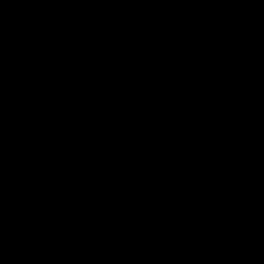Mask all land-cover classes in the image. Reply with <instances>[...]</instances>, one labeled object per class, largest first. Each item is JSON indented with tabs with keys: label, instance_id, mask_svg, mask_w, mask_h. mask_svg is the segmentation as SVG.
I'll list each match as a JSON object with an SVG mask.
<instances>
[{
	"label": "water",
	"instance_id": "water-1",
	"mask_svg": "<svg viewBox=\"0 0 264 264\" xmlns=\"http://www.w3.org/2000/svg\"><path fill=\"white\" fill-rule=\"evenodd\" d=\"M0 264H264V0H0Z\"/></svg>",
	"mask_w": 264,
	"mask_h": 264
}]
</instances>
